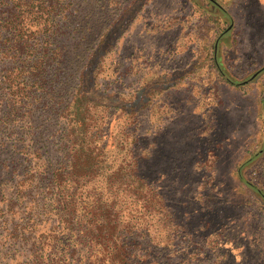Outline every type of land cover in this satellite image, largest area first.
I'll return each instance as SVG.
<instances>
[{"label": "rangeland", "instance_id": "1", "mask_svg": "<svg viewBox=\"0 0 264 264\" xmlns=\"http://www.w3.org/2000/svg\"><path fill=\"white\" fill-rule=\"evenodd\" d=\"M92 1L76 19L87 25L65 41L75 64L67 85L41 97L26 120L33 141L50 150L42 158L61 156L58 112L76 84V64L108 26L96 86L122 99L102 122L108 161L119 164L136 136L143 172L169 204L158 208L157 228L169 264H264V0H106L105 8L97 6L105 0ZM133 106L137 114H129ZM24 152L0 149V205L22 180ZM32 154L30 165L45 163ZM55 223L43 221L39 232ZM7 235L0 227V253L12 247Z\"/></svg>", "mask_w": 264, "mask_h": 264}, {"label": "trees", "instance_id": "2", "mask_svg": "<svg viewBox=\"0 0 264 264\" xmlns=\"http://www.w3.org/2000/svg\"><path fill=\"white\" fill-rule=\"evenodd\" d=\"M93 3L0 0V149L20 148L27 152L22 180L14 184L8 204L0 205V227L7 230L6 238L12 246L9 253H0V261L9 258L15 264H160L163 259L164 264H169V242L164 241L160 247L157 229L158 208H168L169 204L148 173L143 172L136 136L132 150L119 164L111 169L108 161V132L102 122L113 103L118 107L122 102L119 94L96 86L97 67L103 66L108 49L104 46L108 26L103 25L99 41L86 59L82 57L76 64V84L58 112L65 123L60 157L50 160L48 153L42 158L50 150L41 151L26 121L35 113L41 97L52 99L60 85H67V67L75 64L74 51L65 41L87 25V21L80 25L77 15L81 6ZM108 3L105 0L97 6L105 8ZM110 20L108 16L105 23ZM74 22L78 27L71 30ZM100 50L101 57L96 60ZM137 112L133 106L129 114ZM97 120L101 124H96ZM31 151L45 163L30 165ZM37 184L45 192L38 193ZM5 194L6 186L0 183V204ZM12 219L16 222L8 225ZM45 220L56 223L39 232ZM25 246L28 249L21 250Z\"/></svg>", "mask_w": 264, "mask_h": 264}]
</instances>
